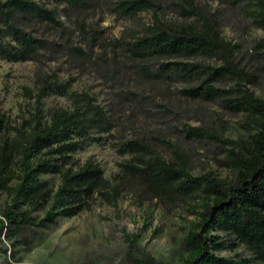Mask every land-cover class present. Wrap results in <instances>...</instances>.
<instances>
[{"label":"trees","instance_id":"16d2710c","mask_svg":"<svg viewBox=\"0 0 264 264\" xmlns=\"http://www.w3.org/2000/svg\"><path fill=\"white\" fill-rule=\"evenodd\" d=\"M97 1L0 0V60L35 61L40 51H50L53 45L35 36L30 25L39 23L61 29L62 9L84 12ZM177 1L185 16L198 19L199 27L169 26L156 12L160 8L158 0L117 3L123 17L153 12L152 25L125 44L129 52L146 62L141 72L149 80L200 82L183 94L208 101L224 99L233 112L247 115L255 133L241 146L232 140L224 142L231 146L228 167L235 174L233 182H221L211 172L193 176L182 157L176 162L166 160L144 140L117 145L118 153L130 159L120 165L123 176L116 182L127 176L136 177L154 199L194 204V219L184 244L186 257L180 264H264V98L257 97L249 87L258 75L237 61L241 46L222 36L216 14L205 16L195 0ZM238 3H242L241 16L250 27L264 29V0ZM80 28L86 31L84 24ZM254 50L264 72V41L256 43ZM74 51L88 57L80 48ZM197 56H215L222 64L178 60ZM225 81L234 86H216ZM24 95L33 101L29 116L17 121L0 112V193L7 199L0 211V237L8 239L28 229L56 226L99 202L116 206L120 197L119 184L104 176L99 163L91 159L81 163L74 157L94 144H103V135H110L114 129L96 97L88 91H70L55 75L40 76L38 89L25 87ZM51 96L68 99L70 108L45 110L44 100ZM187 134L189 138L202 139L208 132L189 128ZM53 177L58 178L57 187L52 186ZM138 239L139 235L125 234L128 247L119 264H161L139 250ZM238 246L247 254L236 253ZM227 250L234 251V255L222 256Z\"/></svg>","mask_w":264,"mask_h":264},{"label":"rangeland","instance_id":"374dc122","mask_svg":"<svg viewBox=\"0 0 264 264\" xmlns=\"http://www.w3.org/2000/svg\"><path fill=\"white\" fill-rule=\"evenodd\" d=\"M122 0H98L84 12H64L62 28L33 23L30 31L49 40L52 50L40 51L35 61L0 60V112L19 121L33 111L24 88L36 91L39 77L55 75L70 91H88L107 112L114 129L103 135V144H94L74 155L81 163L94 160L104 176L119 184L117 205L97 203L71 219L46 229H28L18 237H0V264H119L128 243L125 234L139 235V250L161 264H180L186 257L184 244L194 219L193 203L160 201L151 197L144 183L136 177L122 175L120 165L129 160L118 153L117 145L130 140H144L154 153L176 162L182 157L193 176L211 172L221 182H233L235 174L228 167L225 140L241 146L255 133L244 113H235L224 99L208 101L183 94L198 81L163 82L149 80L141 68L146 62L134 58L126 43L152 25L153 12L123 17L117 8ZM207 17L216 14L222 36L241 48L237 61L258 75L249 85L257 97L264 98V72L257 63L254 45L264 41V29L252 28L241 16L239 0H195ZM158 15L171 27L200 26L196 17L185 16L177 0H158ZM80 24L85 25L83 32ZM96 39H92V34ZM80 48L88 57L79 56ZM180 61L220 66L218 57L197 56ZM154 64V63H153ZM156 65V64H155ZM158 65L154 66L157 68ZM222 89L234 86L231 81L216 83ZM45 110L70 108L64 97L44 100ZM189 128L208 132L204 138H189ZM57 187V177L51 178ZM7 199L0 193V211ZM38 215V214H37ZM2 216L0 214V220ZM148 223L145 227L144 224ZM5 233V232H4ZM236 253L247 254L238 246ZM221 253L228 257L235 253Z\"/></svg>","mask_w":264,"mask_h":264}]
</instances>
